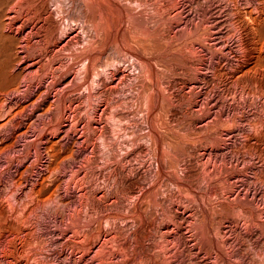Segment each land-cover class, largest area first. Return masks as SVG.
Instances as JSON below:
<instances>
[{"label": "rangeland", "instance_id": "rangeland-1", "mask_svg": "<svg viewBox=\"0 0 264 264\" xmlns=\"http://www.w3.org/2000/svg\"><path fill=\"white\" fill-rule=\"evenodd\" d=\"M2 4L0 264H264V0Z\"/></svg>", "mask_w": 264, "mask_h": 264}, {"label": "bare ground", "instance_id": "bare-ground-1", "mask_svg": "<svg viewBox=\"0 0 264 264\" xmlns=\"http://www.w3.org/2000/svg\"><path fill=\"white\" fill-rule=\"evenodd\" d=\"M3 1V0H2ZM2 1H1V4H0V6H2V5H5V4H2ZM5 1V0H4ZM4 3V2H3ZM11 8V7H10ZM10 10V9H9ZM1 15V14H0ZM12 19V18H11ZM80 20H82V19H80ZM72 21V20H71ZM85 22H87V21H85ZM84 22V23H85ZM106 22V21H105ZM77 23V22H76ZM97 23V22H96ZM102 23V22H101ZM67 24V23H66ZM92 24V23H91ZM99 24V23H98ZM69 25V24H68ZM81 25V27H80V31L82 32V34L84 35V37H83V39L85 40V45H84V47L82 48V50H84L83 52H88L89 50H93V49H96V48H99L98 47V43H97V40L95 41V40H93L92 38H93V34L90 32V29L89 28H87V27H85V24H80ZM79 25V26H80ZM87 25V24H86ZM89 25H90V23H89ZM93 25V24H92ZM79 26H78V28H79ZM101 26V25H100ZM66 27H68V26H66ZM91 27V26H90ZM93 27V26H92ZM99 27V26H98ZM69 28V27H68ZM71 28V27H70ZM24 29V28H23ZM93 30L96 32V35L98 34L99 35V30L97 29V27L96 26H94L93 27ZM102 30V29H101ZM69 31V30H68ZM103 31V30H102ZM109 33V32H108ZM103 34V33H102ZM82 35V36H83ZM2 36H4V33L0 30V37L2 38ZM107 36V35H106ZM111 36V35H110ZM102 37V36H101ZM78 38V37H77ZM98 37H96L95 39H97ZM100 38V37H99ZM107 38L105 37L104 38V40H106ZM3 41H4V39H2ZM1 40V41H2ZM71 40V39H70ZM73 40V39H72ZM103 40V41H104ZM7 41V40H6ZM4 42V43H2L3 45H2V47H3V50H6L7 52H8V54H10V42ZM74 41V40H73ZM1 44V43H0ZM55 44V43H54ZM67 44V43H66ZM77 44V43H76ZM106 44V43H105ZM28 46V45H27ZM27 46H25V47H27ZM1 47V46H0ZM42 47V46H41ZM104 47V46H103ZM75 48H77V47H75ZM74 48V49H75ZM102 48V47H101ZM119 48V47H118ZM81 49H79L78 51H80ZM6 53V52H5ZM80 54V53H79ZM82 54V53H81ZM80 54V55H81ZM71 55V54H70ZM85 55V54H84ZM7 56V55H6ZM77 56V55H76ZM75 56V57H76ZM79 56V55H78ZM89 56H90V54H89ZM82 57V56H81ZM77 58V57H76ZM134 58H136V57H134V55H131V56H129V57H127V58H116V57H113L110 61H107L104 65H102V70L104 71H106L107 69H108V66H113V67H117L118 69H119V67H118V63H120V62H125V61H129V60H131V59H133V62H134ZM96 59H97V57H96ZM86 60H87V57H86V59H84V67L85 68H88L89 67V62H86ZM93 60V59H92ZM5 61V60H4ZM4 61H1L0 60V80L1 79H3V78H5L6 77V67H7V60H6V62L4 63ZM89 61V60H88ZM96 61V60H95ZM75 62V61H74ZM99 62V61H98ZM92 68H94V66H91ZM109 67V68H110ZM84 68V69H85ZM96 69H93V79H91V80H94L95 82L97 81V79L100 77V69H99V67H98V65L95 67ZM86 70V69H85ZM103 71H102V73H103ZM109 71V70H108ZM112 72H113V70H112ZM114 75V74H113ZM91 78H92V76H91ZM102 79V78H101ZM93 81V82H94ZM92 82V83H93ZM94 82V83H95ZM98 82V81H97ZM96 82V83H97ZM93 83V84H94ZM88 89H89V87H88ZM1 200V199H0ZM8 206H9V209H10V214L12 215V211L14 210V205H13V202L11 201V200H9L8 201ZM9 215V214H8Z\"/></svg>", "mask_w": 264, "mask_h": 264}]
</instances>
